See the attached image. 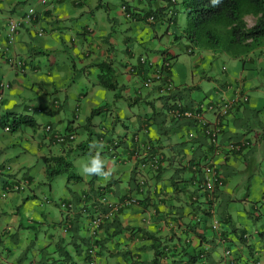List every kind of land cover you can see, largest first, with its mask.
<instances>
[{
    "label": "crops",
    "instance_id": "crops-1",
    "mask_svg": "<svg viewBox=\"0 0 264 264\" xmlns=\"http://www.w3.org/2000/svg\"><path fill=\"white\" fill-rule=\"evenodd\" d=\"M154 3V8L152 6L146 8L144 0H119L118 4L111 0H82L79 3L73 0H48L47 4H43L42 0H0V85L10 84L8 88H0V119L7 114L13 116L29 114L37 120L40 115L36 112L52 115L57 110L59 112L65 110L64 102L62 103L58 97L50 100L49 95L52 90H60L59 86L64 80L62 70L68 67L67 61L71 56L78 57L86 67L96 65L94 80L88 78L94 87L107 88L101 82L104 70L100 67V63H106L109 69L105 75L108 83L112 81L115 89L123 86L124 91L129 93L128 84L133 80L137 83L136 78L141 80L143 78L141 72L139 73L141 77L131 74L128 67L131 64H139L143 71H148L149 67L140 63V57L143 56L141 47L131 43L132 37L129 36L133 29L131 25L125 29L123 38H118L117 34L113 36L114 31H110V27L113 26L112 7L119 6L120 9L117 7L115 10L117 17L123 16L135 23L137 37L145 33L140 32L145 30L140 27L155 26L160 18L162 24H167V35L172 34L171 27L179 24L180 0H154ZM124 5L133 15L132 19L124 11ZM172 13L175 17L170 20ZM152 14L156 15L157 21H149ZM250 17L254 18L251 24ZM10 18L20 23L18 32L11 36L7 33ZM246 20L248 25L252 26L255 17L248 15ZM41 29L43 32H40ZM155 37L160 38L158 32H155ZM148 40L152 38L148 37ZM62 43L73 50L74 55L60 50ZM137 43L143 44L140 41ZM59 51H64L66 55L60 58L57 55ZM9 55L26 59L28 69L21 74L11 67L6 61ZM225 55L236 61L228 68L223 66L222 76L218 78L216 84L207 88L204 98L185 103L189 106L199 101L219 103L223 99L231 98L236 92L237 85H240L250 97L244 107L233 110L224 121L223 142L248 137L254 144L243 153L234 154L229 158L224 159L222 155L214 158L216 168L225 178V185L222 188L212 193L198 189V176L190 170L188 163L193 158L196 161L197 158L204 156L208 150L207 138L200 128L199 130L190 125L188 121H172L166 113L170 100L161 97L156 88L149 89L148 96L152 99L160 98L161 103L158 106L150 101V112L123 119L124 112L105 103L104 95L92 98L88 87L84 86L86 89L81 88L78 94L71 96L77 99L76 105H70L71 112L75 113L74 120H69L65 126H59L52 121H47L44 125L53 123L62 130L69 126L78 127V132L81 127L84 128L86 138L81 142L74 141L66 145L50 142L60 147V153L51 151L43 155V162L45 157L53 155L70 153L75 155L80 151V145L87 144L90 150L92 126L95 128L97 141H100L98 137L103 129L107 130L109 135L123 139L121 145L123 160L116 161L110 157L105 163V170L113 171L107 181L102 179L101 182H91L60 200L57 204L61 208V217L57 219L51 207L36 212V208H33L35 204L37 207L36 201L33 200L37 197L34 176L26 168L22 170V165L15 166L12 161L14 156L8 151L9 146L0 144V167L11 166L10 171L0 170V264L30 262L88 264L84 247L88 248L95 240L91 236L89 218L78 210L67 211L63 203L73 199L77 203L76 208H80L81 196L100 187H106L105 190L112 201H118L128 194H133L138 199L134 205L124 208L113 223L99 230L98 260L103 264H264V192L261 205L251 204L247 208L245 205L249 200V194L242 198L236 196L230 183L238 173L245 171L244 166L248 168L256 166L264 150V126L260 124L261 127L254 129L250 134L242 127L246 116L256 105L254 103L256 97L250 95L247 87L248 77L243 71L249 63L256 65L262 62L264 45L244 55L242 60L227 53L203 50V53L197 55L196 66L206 58ZM166 56L177 55L169 48L156 49L152 56L147 58L152 61L154 68H159ZM118 60L123 61V71L116 66ZM170 73L171 77H174L172 69ZM88 75H92L89 70L84 76ZM117 77L122 78V85ZM139 92L138 94H141ZM173 94L181 99L179 91L175 90ZM118 96L121 95L116 94V98ZM34 99L36 103L33 104ZM55 99L59 104H55ZM136 101L135 99L133 103ZM97 109L102 110L94 113ZM82 110L84 118H81V114L78 115ZM113 110L118 111L117 115L111 114ZM255 113L259 115L258 110ZM97 114L101 119L94 122L92 117ZM205 116L211 122L215 120L214 114L210 111L206 112ZM57 117L60 122L65 119L59 113ZM191 132H195L196 137L191 138ZM88 135L91 136V140H88ZM135 135L142 144L153 143L163 151L164 159L159 171L149 166L138 170L136 163L129 160V146L132 145V137ZM43 137L46 138L44 129ZM103 144V149H98L107 152L108 144L106 142ZM45 169L44 162L46 176ZM22 178L29 180L27 190L16 193L7 189L10 181ZM140 178L145 180L143 191H139L138 188ZM53 200L51 201L54 202ZM29 201H33L32 206L28 205ZM237 202L242 208L236 206ZM22 212H25L26 216H32L28 225L22 223L20 217ZM249 215L259 220L255 230L249 228L252 226L248 221ZM35 223L44 234H40V240H37L40 247L38 250L34 247V256L30 258L26 252L34 242L29 240L26 232L30 227L36 229ZM216 224L218 227L215 229L213 225ZM50 227L55 229L50 230ZM49 247L54 248L52 253L47 251ZM228 248L231 249L230 255L226 254ZM158 250L163 251L162 257L153 262ZM74 252L79 261L73 257ZM39 253H45L50 263L39 259ZM195 254H199L197 258H194Z\"/></svg>",
    "mask_w": 264,
    "mask_h": 264
},
{
    "label": "rangeland",
    "instance_id": "rangeland-1",
    "mask_svg": "<svg viewBox=\"0 0 264 264\" xmlns=\"http://www.w3.org/2000/svg\"><path fill=\"white\" fill-rule=\"evenodd\" d=\"M105 1H109V0H105ZM111 1L117 4L119 2V0H111ZM181 1L182 0H180V3L178 4V7L180 9L179 24L176 27H171L172 34L167 35L166 33L167 24L165 23L162 24L161 21L162 18H160L159 22L155 26L144 25L143 27H140L145 29L144 31H140V32H145V33H143L142 35L139 34L137 37L135 23L131 22L130 20H126L123 16L122 17L116 16L115 10L117 7L119 8V6L112 7L111 20L113 22V26L110 27V31H114L113 36H116L115 34H117L118 38H123L126 32L125 29L131 25L133 28L132 31L129 32V36L132 37L131 43L136 47H141V50L143 52V57L145 58H147L148 56L151 57L156 49L165 50L169 48L171 50H174L177 56L170 59L172 64L170 70L172 69L174 75V77H172L175 85L174 91L177 90L180 92L181 100L183 103H190L194 100L204 98L207 88L216 84L218 78L222 76L223 66H226L227 68L230 67L233 61H236V59H233L232 57H229L227 55L218 56L216 58H206L199 65L196 66L197 55L203 53V50L200 47L194 45L183 34V30L187 23V16L183 12V6ZM144 6L146 8H150V6L154 8L155 7L154 0H144ZM253 20L254 18L250 17L249 23L251 24ZM7 31L9 32L8 25H7ZM75 32L77 31L75 30ZM155 32L159 33L160 38L155 37ZM75 36L78 37L76 34ZM140 37H142L143 39H141ZM148 37H151L152 40H148ZM80 38L82 39L81 36ZM137 41L143 42V44H138ZM60 46H61L60 50H64L66 52H70L73 54L74 51L68 48L66 44L62 43L60 44ZM189 48H192L194 52L192 53L189 52L188 51ZM64 51L57 52V55L60 58H62L63 56L66 55ZM67 56L70 57V55ZM171 57L172 56H169V58ZM259 64L253 65L252 63H249L246 69L243 71L248 77L247 87L249 89L250 95L252 97H256L255 99L256 102L254 100V103H256V105L254 106L255 108H252L248 116H246V119L242 126L243 130L245 132H248L249 134L254 132V129H258L261 126L262 127L264 126V55L262 62ZM67 66L68 67H65L62 70V72H64V80L59 86L60 90L58 91L52 90L53 92H51V94L49 95L50 100H52L55 97H58L62 103L64 102L65 110L61 112L57 110L56 112H53L52 115L41 114V112H36V114H39L40 116L37 118L38 126H36L35 128L32 126H23L19 130L13 132V131H7L0 124V144H5L9 146L8 151L10 155L14 156L12 161L14 162L15 166L19 167L20 165H22V170L26 168L28 172L34 176L35 179L34 188L37 197H34L33 200L36 201L37 207L35 204L33 205V208H36V212H39L40 209L43 210V208L45 209V207H51L54 216L57 219L61 217V210H60L61 208L58 205L60 200L67 198L72 192H76L78 189L87 186L91 182L94 181L101 182L102 180L97 176H82L80 174V165L86 162L91 155H94L96 153H98L99 156L104 160V163H106V161L110 159L111 155L108 151L107 152L100 151L98 147L95 145H93L90 148L89 152L85 154L78 155L76 152L75 155H71L72 153H70L69 157H71V161L73 163L72 171L80 175L82 177V180H76L74 178L69 179V174L71 172L61 173L52 180H48V178L45 176L44 173V162L42 156L49 154V152L51 151L60 153V147L58 145L50 144V142L43 137V129L45 126L44 125L45 122L52 121L58 124L59 126H65L68 124L69 120L70 121L74 120L75 113L73 114L71 112L70 105H76L77 99L71 96H75L74 94H78L81 88L86 89V87H88L89 94L92 98H95V96L103 97L104 95L106 98L105 103H108L113 109L121 110L122 112H124V116H122L123 119L125 118L128 119L129 117L132 118L134 116L136 117L139 114H145L146 112H150L151 110L150 101L154 103V105L156 106H158V104L161 103L160 98L152 99L150 96H148L149 89L142 86V80L140 78H136L137 83L135 82V80H133V82H130L128 84V88L130 89V92L128 93L127 91H124V89L122 88L123 86L115 90L100 86L94 87V85L88 81V78H90L92 81L94 80L93 77H94V72L96 71L95 70L96 65H91L86 67V65L83 64L76 56L74 57L71 56L70 60L67 61ZM116 66L117 68H119V70L120 69L122 71L124 70L123 61L118 60ZM130 66H132V64ZM130 66L128 67V69L130 68ZM88 70L91 72L92 75L91 76L88 75V77H86L84 76V74ZM134 75L137 77H141L140 74H134ZM204 75L207 77H211L212 79L206 78ZM116 79H118V81L122 85L121 82L122 78L117 77ZM138 91H140L139 93L141 94H138ZM116 94H119L121 96H118V98H116ZM135 99L137 101L133 103ZM32 102L34 104L36 103V100L34 99L32 100ZM116 106H120V108H116ZM256 110H258L259 115L258 113H255ZM117 112L118 111L113 110L111 114L115 116L117 115ZM58 113L62 115L63 119L65 117V119L61 122L58 121L57 119ZM80 114H81V118H84L85 116L84 110L78 113V115ZM9 116H10V121L13 120V115H9ZM98 116L99 114L94 115L92 117V120L94 122H99L101 118L100 116L99 117ZM78 124L79 123H77L76 125L78 126ZM79 128H80V132H78L79 131L78 127L76 128L77 131V136L75 140L76 142H81V140L86 138L87 136L85 134L84 128L83 129L81 127ZM94 129H95L94 126H92L91 129L93 133L92 140H91V136L88 135V140H91V143L93 141H97V135L95 134ZM61 145H66V144H61ZM209 160L210 159L206 160L202 165L205 166L206 164H208ZM259 161L260 162L255 164L256 166H254L253 168L250 167L248 168L244 166L245 171L238 173L233 179L230 180L231 188H233L234 191L236 192V196L242 198L244 196H247V194H249L248 195L249 200L245 205L247 206V208L251 204H255L259 206L263 202L262 195L264 192V150L261 154V158H259ZM46 197L50 198L51 200H53L52 198H54L55 201L53 200L54 202L52 201L47 202L45 200ZM32 204L33 201H29L28 205L32 206ZM235 204L237 207L242 208L239 202ZM20 217L22 218V223L28 225L29 219L32 216L31 215L26 216V213L22 212L20 214ZM36 220H42V219H36ZM248 221L252 225L249 228L255 230L257 225L259 224V220L254 219L251 215H249ZM34 225L37 226L36 229L34 227H30L26 232L28 234L29 240L34 242L33 246L26 252V254H28L30 258L34 256L35 253L34 247H37V250L40 247L37 240L38 239L40 240L41 237L40 234L43 233L39 231L38 224L35 223ZM54 229H55L54 227H50V230H54ZM35 232H38V234H36ZM53 250H54L53 247H49L47 249L49 253H52ZM84 250H86V247H84ZM72 254L73 257L77 261H79L77 254L75 252ZM46 256L47 255L45 253L38 254L39 259H43L44 262L50 263V261L46 259ZM103 262H105V260H103Z\"/></svg>",
    "mask_w": 264,
    "mask_h": 264
},
{
    "label": "trees",
    "instance_id": "trees-1",
    "mask_svg": "<svg viewBox=\"0 0 264 264\" xmlns=\"http://www.w3.org/2000/svg\"><path fill=\"white\" fill-rule=\"evenodd\" d=\"M182 6L187 16V23L184 28V35L194 45H196L197 47H200L202 50H211L214 52L227 53V54L232 55L235 58L242 60L244 55L264 45V0H223V3L218 7H212L211 0H183ZM248 15H252L255 17V22L252 26H249L246 20V16ZM174 17L172 19H174ZM141 64L145 66V64L143 63ZM100 67L104 70V77L102 78V81H101L102 84L107 88L115 89L114 83L112 81L108 83V80L105 77V75L108 74L107 72L109 70L108 64L100 63ZM139 67H140L139 64H134L133 65L134 70L131 71L130 73L137 74L139 70H142ZM168 71L170 73V67ZM173 92L174 90L169 92L168 94H164V95L162 94L161 97L169 98L170 104L171 103L182 104V106L185 109H188L193 113V117L175 118L171 116L169 113L167 114V116L172 121L184 120V121H188L187 123H189L190 125L195 126L198 129L200 128L203 135L207 138V141H208L207 142L208 150L204 154V156L197 158L196 161H194V158H193L188 163L190 170H192L195 173V175L198 176L197 183H200L205 177L204 167L206 165L203 166L202 164L208 159H210L209 166L212 167V166H215L216 164L215 159H214L216 155L213 153L215 150V146H216L215 142L210 139V135L207 133V125L205 123H202L201 119L197 117L198 115H203L206 112H208L207 105L212 104V103H206L205 101H199L195 105L189 106L188 104L183 103L181 99H178L176 95L173 94ZM55 104H57L56 101H55ZM240 108L241 106H234L232 107L230 113H232L233 110H238ZM101 110L102 109H97L94 113H99L101 112ZM9 115L10 114H7L6 116L2 118V120L0 119L1 126H3L7 131L15 132L19 130L22 126H32L34 128L38 126L37 120L32 115H29V114L15 115L13 116V120L11 121H10ZM48 125L52 126V128L55 131H52L51 133H47L46 127ZM44 131H45L46 138H48L52 143L54 142V138L56 134L64 135L65 138L67 139L66 140L67 142L65 141V143H62V144H70L74 142L76 137L73 140L70 139V136L72 134L77 136L76 127L69 126L65 130H62L59 127L55 126L53 123L46 124L44 126ZM224 133H225V129L221 131L222 138H223ZM191 134L193 135L191 136ZM190 137L191 138L196 137L195 132H191ZM98 138L100 141L106 142L107 144L113 145L115 147L121 146L123 143V139L121 137L115 136V135H109L108 131L104 129L101 130V133ZM115 139L118 140V144L115 143L114 141ZM132 139L138 140L139 138L137 135H135L134 137H132ZM249 140L252 142V139H249ZM230 141L223 142L222 140L221 143L223 146H225ZM87 146H88L87 144L84 146L80 145L79 146L80 151H77V154L81 155V154H85L89 152ZM222 151L225 154L223 157L224 159L229 158L234 154H237V152H234L233 154H228L226 150H222ZM156 155H159V158L157 160H156ZM163 159H164L163 151L157 145L151 144V148L149 149V152L147 153V155L139 159L136 162V166H137V169L139 170L140 165L142 163H146L147 164L146 167L149 166L152 169L159 171L162 168ZM121 160H123V158ZM129 160L132 161V157H130ZM44 162L46 166V169H45L46 177L48 178V180H52L53 178H55L56 176L64 172H68V173L71 172L69 174V179L74 178L76 180H82V177L80 175L72 171L73 163L69 155H53L50 157H45ZM0 170L10 171L11 166L6 165L4 167H0ZM217 171L220 172L219 169ZM16 180L17 179H13L12 181L9 182V184L11 182L16 183L18 181ZM224 183H225V178H224ZM144 186H145V180H144V183H141L139 180V186H138L139 191H143V189L145 188ZM100 195L102 196L106 195L109 198L108 192L105 189L101 188L97 192L93 191V192L88 193L87 199L91 200L93 198L99 197ZM90 205L92 207L104 206V204H102V201H99L98 203L91 202ZM130 206L132 205H129L127 207H130ZM124 208H121L119 213ZM102 210L104 212L107 209L102 208ZM119 213L116 216H114L112 220L104 221L100 229L105 225L113 223L116 220ZM88 216L90 219L93 218V214L88 215ZM99 230L97 231L96 237H93L91 235L92 238L95 239L93 241L94 245L97 244V237H98ZM88 250L89 249L86 248L87 259L89 258V255H90L88 253ZM162 254H163V251L161 250L156 251V255L153 259V262H157V260L160 257H162ZM198 255L195 254L194 258H197Z\"/></svg>",
    "mask_w": 264,
    "mask_h": 264
},
{
    "label": "built area",
    "instance_id": "built-area-1",
    "mask_svg": "<svg viewBox=\"0 0 264 264\" xmlns=\"http://www.w3.org/2000/svg\"><path fill=\"white\" fill-rule=\"evenodd\" d=\"M75 2H80L82 0H74ZM43 3H46L47 0H42ZM124 10L127 11V8L123 6ZM128 16H131L130 13H128ZM150 20H155V17L151 16ZM20 23L18 21L10 19L8 23L9 27V35H13L18 31ZM40 32H43V30H40ZM189 52H193L192 49H189ZM171 58H168L163 66L161 68H154L151 71L144 72V78H143V87L150 89L157 87L159 94H168L169 92L173 91L175 89L174 82L172 78L169 76V67L171 65ZM9 62L12 63V65L16 68H18L21 71H24L26 69L27 62L20 58H10ZM140 62L153 67V63L148 61L147 58L141 57ZM225 68V67H224ZM133 65L130 66L129 71H133ZM2 87H8L9 84H1ZM249 101V95L244 91V89L241 88L240 85L236 87V92L231 98L223 99L219 103H212L207 105V111L212 112L215 115V121L208 122L205 118V115H198L199 119H201L202 123H205L207 125V133L210 135V139L215 142V150L214 154L216 156L224 154L222 150H226L228 154H233L234 152H241L244 149L250 147L252 145V142L249 139H240V140H233L227 143L225 146L222 145V134L221 131L224 128V119L230 114V111L232 107L234 106H243ZM168 113L175 117V118H182V117H193V113L185 109L182 104H175L171 103L168 108ZM9 129V128H8ZM47 133H51L52 131H55L52 126L48 125L46 127ZM56 134V133H55ZM193 134H191L192 136ZM75 135L72 134L70 136V139H75ZM67 139L64 135L56 134L54 138L55 143H65ZM116 144H118V140H114ZM67 142V141H66ZM134 142L136 145H138V140L134 139ZM119 146L115 147L113 145H110V152L112 153V157L116 160L121 158V154L118 152ZM142 148H144V153L141 152ZM151 148V145L148 144L147 146L140 147V146H133L131 148V151L133 152V159H138L145 157L147 153L149 152V149ZM225 155V154H224ZM159 158V155H156V160ZM155 164V163H154ZM146 163H142L140 165L141 168L146 167ZM210 164H206L204 167V179L197 183L198 189L201 191L206 192H214V190L217 187H221L224 185V179L223 176L218 169L215 166H209ZM9 168V167H8ZM17 181V180H16ZM141 183H144V179H141ZM29 180L28 179H20L16 183L11 182L7 189L11 192L20 193L25 191L28 188ZM45 200L47 202H50V198L46 197ZM99 201H102V204L104 206L99 207H92L90 205L91 202L98 203ZM137 202L136 197L133 195H128L124 197L123 199L119 201H111L109 198L105 195H100L97 198H93L91 200L87 199V195H84L81 199L80 208L84 214L91 215L93 214V218L90 219V226H91V235L93 237H96L97 231L100 229L102 223L106 220H112L114 216H116L121 208L127 207L129 205L134 204ZM63 206L66 208L67 211H73L76 209L77 204L70 200L68 202H64ZM102 208L107 209L103 212ZM215 228L218 227V224L214 225ZM97 246L96 244L91 246L88 250L89 255V263L88 264H100L98 262V254H97ZM230 251H227V254H229ZM29 264H39L37 262H30Z\"/></svg>",
    "mask_w": 264,
    "mask_h": 264
},
{
    "label": "clouds",
    "instance_id": "clouds-1",
    "mask_svg": "<svg viewBox=\"0 0 264 264\" xmlns=\"http://www.w3.org/2000/svg\"><path fill=\"white\" fill-rule=\"evenodd\" d=\"M74 1V0H73ZM47 2H48V0H47ZM46 2V3H47ZM75 2V1H74ZM43 3V2H42ZM45 3V4H46ZM76 3H79V2H76ZM223 3V0H211V6L212 7H218V6H220L221 4ZM125 6V5H124ZM126 7V6H125ZM127 8V7H126ZM124 9V8H123ZM125 11V10H124ZM126 12V14H127V16H128V13H130V15L131 16H128V17H133V15L131 14V12H129L128 10L127 11H125ZM151 16H153V17H155V20H153V21H151L150 20V17ZM150 17H149V21L150 22H155L156 21V15H154V14H152ZM175 15H174V13H172L171 14V16H170V20H173L172 18L174 17ZM10 19H13V18H10ZM9 19V20H10ZM9 20H8V23H9ZM14 20V19H13ZM8 23H7V25H8ZM20 28V27H19ZM19 28H18V30H19ZM8 30H9V27H8ZM42 30V29H41ZM18 32V31H17ZM16 32V33H17ZM15 33V34H16ZM8 35H9V32H8ZM190 49H192V48H190ZM193 50V49H192ZM193 52H194V50H193ZM192 53V52H191ZM20 58V59H23V60H25L26 62H27V65H28V61L26 60V59H24V58H22V57H20V56H14V55H9V56H7V59H6V61L8 62V64L11 66V67H13V68H15V69H17L18 71H20L21 73H24L27 69H28V67H27V65H26V69L24 70V71H21V70H19L18 68H16V67H14L13 65H12V63H10L9 62V59L10 58ZM143 57V56H142ZM141 58V57H140ZM169 58V56H166V59H165V61L167 60ZM173 57H171V59H172ZM148 61H150V60H148ZM165 61L163 62V64L165 63ZM150 62H152V61H150ZM172 65V64H171ZM171 65H170V67H171ZM145 66H147V65H145ZM163 66V65H162ZM161 66V67H162ZM147 67H149V70L148 71H151L152 69H154V64H153V67H151V66H147ZM161 67H159V68H161ZM226 68V67H225ZM128 71H129V69H128ZM148 71H143V70H140V71H138L137 72V74H139L140 72H141V74H142V76H143V78H144V75H145V73L144 72H148ZM130 72V71H129ZM169 76L171 77V73H169ZM172 78V77H171ZM173 80V79H172ZM2 84H9V83H2ZM142 84H143V79H142ZM9 86H10V84H9ZM8 86V87H9ZM238 86V85H237ZM8 87H2L1 85H0V88L1 89H4V88H8ZM154 88H156V90H157V93L159 94V92H158V89H157V87H154ZM150 89H152V88H150ZM245 91V90H244ZM246 92V91H245ZM247 93V92H246ZM248 94V93H247ZM161 95V94H160ZM250 98V97H249ZM56 103L57 104H59V102L58 101H56ZM248 103V102H247ZM246 103V104H247ZM245 104V105H246ZM170 105V104H169ZM169 105H168V108H169ZM245 105H243V106H245ZM242 106V107H243ZM168 108H167V110H166V113L168 114ZM231 114V113H230ZM229 114V115H230ZM205 115V114H204ZM228 115V116H229ZM215 116V115H214ZM227 116V117H228ZM226 117V118H227ZM205 118H206V116H205ZM225 118V119H226ZM225 119H224V121H225ZM206 120L208 121V122H211V121H209L207 118H206ZM215 121V120H214ZM224 129V128H223ZM48 139V138H47ZM240 139H244V138H240ZM240 139H237V140H240ZM246 139H250V138H248V137H246ZM76 140V139H75ZM74 140V141H75ZM222 140H223V138H222ZM236 140V139H235ZM48 141L49 142H51L49 139H48ZM233 141V140H232ZM53 143H55V142H53ZM132 145H130L129 146V156L130 157H132V155H133V152L134 151H131L130 149L131 148H133V146L135 147V146H140V147H144V146H147L148 144H153V143H144V144H142L141 142H139V139H138V145H136V143L134 142V139H132ZM57 144H62V143H57ZM253 140H252V145L250 146V147H248V148H246V149H244L243 151H241V152H239V153H243L245 150H247V149H249V148H251L252 146H253ZM93 145H95V146H97L98 148H100V149H103V147H104V144H103V142H100V141H93L90 145H89V148H91ZM156 145V144H155ZM110 145L108 144V147H107V150H108V152L110 153V155H111V157L113 156L112 155V153L110 152ZM121 146H119V148H118V152H119V154H121ZM141 152L142 153H144L145 151H144V148H142V150H141ZM238 154V153H237ZM223 157H224V154H221ZM218 156H220V155H218ZM215 157H217V156H215ZM214 157V158H215ZM113 158V157H112ZM143 158V157H142ZM114 159V158H113ZM121 159H122V154H121V158L120 159H118V160H116V159H114V160H116V161H121ZM139 159H141V158H138V159H133V157H132V161H134L135 163L139 160ZM139 169H143V168H141V167H139ZM112 171H113V169H111V170H109V171H106L105 170V163H104V160L99 156V154L98 153H96V154H94V155H91L90 157H89V159L86 161V162H84V163H82L81 165H80V174L82 175V176H97V177H99V178H101V179H103V180H105V181H107L110 177H111V175H112ZM221 173V172H220ZM221 175H222V173H221ZM223 176V175H222ZM23 179V178H22ZM25 179H27V178H25ZM141 179L142 178H140V182H141ZM223 179H224V177H223ZM17 180H20V179H17ZM224 185H225V183H224ZM223 185V186H224ZM223 186H221V187H217L215 190H217V189H219V188H222ZM99 189H101V187L100 188H98L97 190H95L96 192L99 190ZM102 189H105V188H102ZM27 190V189H26ZM214 190V191H215ZM24 192V191H23ZM84 195H87V194H84ZM84 195H82L81 197H83ZM128 195H133V194H128ZM128 195H126V196H128ZM126 196H124V197H126ZM134 197H136L135 195H133ZM123 197V198H124ZM123 198H121V199H123ZM82 198H80V200H81ZM120 199V200H121ZM70 200H73V199H70ZM69 200V201H70ZM110 200V199H109ZM136 200H138L137 198H136ZM75 203H76V201L75 200H73ZM112 201V200H111ZM119 201V200H118ZM50 202H51V199H50ZM66 202H68V201H66ZM77 204V203H76ZM132 205H134V204H132ZM79 211L80 213H81V210H79V208H76L75 210H73V211H70V212H74V211ZM82 214H84L83 212H82ZM86 217H88L89 218V216H87L86 214H84ZM89 222H90V218H89ZM213 227H214V225H213ZM215 228V227H214ZM216 229V228H215ZM94 244H92V245H90V247L91 246H93ZM96 246H97V244H96ZM90 247H88V249L90 248ZM97 249H98V246H97ZM227 251H230V253L229 254H227ZM98 254V253H97ZM226 254L227 255H230L231 254V249L230 248H228V249H226ZM87 262L89 263V258L87 259ZM98 262L100 263V264H103V263H101L99 260H98ZM29 264V263H28Z\"/></svg>",
    "mask_w": 264,
    "mask_h": 264
}]
</instances>
